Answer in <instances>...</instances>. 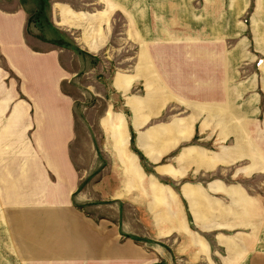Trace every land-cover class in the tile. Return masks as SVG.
Returning <instances> with one entry per match:
<instances>
[{"label":"crops","instance_id":"crops-1","mask_svg":"<svg viewBox=\"0 0 264 264\" xmlns=\"http://www.w3.org/2000/svg\"><path fill=\"white\" fill-rule=\"evenodd\" d=\"M52 1L50 22L37 26L40 37L32 43L30 6L23 0H0V56L14 72L11 77L6 71L5 78H14L19 92L12 80L0 82V194L15 193L17 227L10 233L15 255L23 264H167L200 256L209 264H263L264 172L253 163L264 160V0L253 18L254 48L241 33L244 28L240 41L231 42V22L224 14L215 25L210 0H204L208 6L202 9L197 0H166L152 10L139 2L137 12L127 6L133 43L125 49L135 46L138 51L120 56L121 64L130 65L122 71L133 78L118 87L116 71L112 100L126 97L124 106L132 113L127 119L130 140L133 131L152 171L178 185L166 184L176 194L169 207L181 214L174 217L168 204L152 203V179L160 182L153 173L144 169L149 199L135 185L125 184L119 157L122 172L112 168L107 179L101 175L94 182V190L106 194L101 200L110 202L105 206L116 210L105 218L74 204L81 177L71 154L76 116L71 93L64 90L74 75L66 67L74 54L56 39L78 31L86 49H107L102 24L108 11L103 12V0H89L95 11L80 18L65 0ZM130 94L158 97L142 104L141 125L128 102ZM170 105L178 114L154 127L165 126L172 136L161 131L156 140L148 135L141 147L139 135L154 125L152 114L166 113ZM232 120L242 127L239 134L232 130ZM114 127L119 129L117 123ZM111 139L118 145V138ZM177 146L172 163H160ZM245 160L250 167L232 168ZM215 169L229 171L210 179ZM181 215L194 234L185 230ZM6 224L0 213V236L7 235ZM196 235L207 242L205 250ZM231 239L239 249L229 246Z\"/></svg>","mask_w":264,"mask_h":264},{"label":"rangeland","instance_id":"rangeland-1","mask_svg":"<svg viewBox=\"0 0 264 264\" xmlns=\"http://www.w3.org/2000/svg\"><path fill=\"white\" fill-rule=\"evenodd\" d=\"M23 1L31 8V17L29 18L28 25V37L32 43H37L36 37H40V34L36 33L35 29H37V26H40L43 22H50L51 15L49 13L51 12V9L53 8L55 2H53L52 0ZM65 1L72 7L73 11L76 12L75 15L80 16V18L83 17V14L81 13H94L95 11L94 3L90 2L89 0ZM139 2L143 3L145 7H151V10L153 8L152 5L154 6L163 4L164 6L167 3L166 0L102 1L103 12L108 11L107 17L103 19L102 24V33L105 34V42L108 44L107 49H103L100 52H92L89 49H86V47H84L85 43L81 41L82 39H84V34L78 31H69L67 37L64 36L63 38L61 36L59 39H56L57 43L63 46L65 51L70 50L74 54L73 58L67 61L68 65H66V67H70L72 69L74 75L73 77H71L70 81H66V83L64 84V90L71 93L72 106H74V114L76 116V124L74 125L75 139H73V142L71 144V154L72 159L76 163V166L80 170L81 174L80 185L78 186L76 193L73 194L74 204L75 206L85 210L88 213L100 215L103 218L114 215L116 210L114 208L105 206L110 202L101 200V195L106 194H100L98 191H95L94 182L96 179H99L101 175L102 179H107L105 177L110 174L112 168H114V170H116L117 172H122V164L127 175L125 184H129V186H132V184L135 185L136 188L142 190L141 194H145L146 198L148 199L149 179L148 177L146 178V172L153 173L156 176L154 178L158 179L160 182H153V177L151 178L153 186L151 201L157 206L166 203L169 207L170 200H176L175 192L166 184H170L178 189V185L175 182H173L169 178L166 179L160 177L152 171L153 169L150 162L148 161L142 150L137 146V134L133 131L130 140L128 120L130 121L132 119V113L126 106H124V101L126 102L127 100L126 97H120L119 102H116V100H112V82L116 71H120L116 79V84L118 87H126L127 84L130 83V80L133 78L131 75L127 76L125 72L122 71L123 68L127 69L130 67V65L127 66L126 64H121L120 58L122 57L120 56H123L124 58L129 55L132 56L134 50V55L136 56V52L138 51V48L135 46H133L134 49L133 47H131L132 49H130V47L125 49V47L128 44L133 43L129 42L131 39L128 38V31L131 28L126 16V9L129 5L131 6V8L134 7L135 11L137 12L139 10L137 6L140 4ZM259 2L260 0H210V12L213 11L215 13V25L221 23V21H217L219 19V16H222L223 14L225 16V20L226 18L230 19L232 27L231 42L234 43L240 41L244 34L238 37L240 34L239 32L242 28H244L243 30H241V33L245 32V35H248V41L251 43V47L254 48L256 39L254 37V33L252 32V26L254 25L253 18L255 13H257L256 10ZM195 3L200 9L208 6L204 0H197L195 1ZM152 19L153 17H151V20ZM139 20V23L141 25L142 19L140 18ZM134 28L137 29L136 24H134ZM122 49H124L125 51H122ZM0 58L2 57L0 56ZM261 61L262 59L259 60V63ZM1 62L2 60H0V67L5 70L0 71V82L4 84V81H9L10 83L12 80V87H14V90L16 89V95H18L19 92H17L18 90L16 80L14 78L9 79V77L5 78L6 71H8L7 76L11 77L14 72L8 67L5 61L3 62V64ZM153 92L154 90H152L150 94H152ZM22 98L25 100L30 99L24 94ZM152 99L156 100L158 99V97L149 95L146 97L132 94L128 95L129 104H131L132 107L136 109V123L138 125L143 124L144 121L141 119L143 113L139 111L142 108V104L146 103L147 100ZM114 103L115 107L113 108ZM177 114L178 112L174 105H170L167 108L166 113L156 111V113L152 114L153 117L151 120V124L154 125L151 126L150 129L140 132L138 139L139 145L143 147L142 138L148 137V135L156 140L160 139L161 131L164 134L163 136H172V133L165 126H163V128H159V126L157 127L158 129L154 126L155 124L158 125L161 122L171 120ZM232 117H234L233 114L230 118V121ZM116 123L119 125V129H116L114 127ZM236 123L237 121L232 120V130L237 131L239 134V132H242V127H239V125H236ZM162 124L164 125V123ZM231 135L234 136V134ZM111 136L113 139L118 138V145H116L115 143L113 144ZM115 147H117L118 151L115 150ZM210 147V149L217 150L216 146ZM153 148L156 149L155 146ZM3 149L4 146H0V152H3ZM179 150L180 147L178 146L173 148L170 153L161 158L160 163H172L170 159L173 155L178 154ZM117 153H119L120 155H118ZM138 156L140 157V163L142 165L138 161ZM119 157L122 161V164L120 159H118ZM126 157L129 158L127 159ZM250 163L251 162H248L246 160L239 161L234 166H232V168L240 166L241 167L239 169H241L242 167H250ZM253 167L259 169L262 168V171L264 172V160H256L255 164L253 163ZM144 169L146 172L144 171ZM228 171L229 170L226 171L220 169L210 171V179H212L213 177H218L217 175H220L222 172V174H228ZM190 179L194 180V178L191 177ZM144 186L146 187V189L144 188ZM14 195L15 193H7L3 194V196L2 194H0V205L2 206V208L0 209V213L2 216L5 215L7 217V224L2 227V229L4 230L3 232H5L7 235L0 236V264H23L22 259L15 255L16 246L10 234L14 233L17 227ZM167 210L172 211V215L174 217H178L181 214L179 211H174L170 207ZM181 216L183 217V215ZM183 221L185 223V230L189 233L194 234L189 230L184 217ZM198 237L199 242L197 243L200 244V246L203 245L202 248L203 250H205L207 242L201 236ZM228 244L231 248H235L236 250L239 249V243L235 239L229 240ZM216 263H218V261H216ZM167 264L209 263L206 260L205 256H200L196 261H191L190 257H183L177 258L176 260L173 259V261H167Z\"/></svg>","mask_w":264,"mask_h":264}]
</instances>
